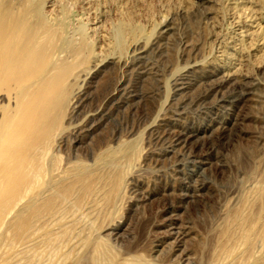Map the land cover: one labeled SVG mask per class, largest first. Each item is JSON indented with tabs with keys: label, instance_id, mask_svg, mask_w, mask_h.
Wrapping results in <instances>:
<instances>
[{
	"label": "rangeland",
	"instance_id": "obj_1",
	"mask_svg": "<svg viewBox=\"0 0 264 264\" xmlns=\"http://www.w3.org/2000/svg\"><path fill=\"white\" fill-rule=\"evenodd\" d=\"M0 1L42 3L61 38L86 41L91 57L81 64L74 55L80 64L48 158L63 169L62 186L93 175L90 193H72L46 216L43 241L33 236L21 251L0 238V264H91L101 243L110 264L175 263L164 236L170 221L187 226L186 246L199 258L210 222L237 219L235 228L244 215L260 223L264 0ZM117 26L123 52L113 47ZM186 133L196 134L192 153L176 141ZM243 198L251 208L234 213Z\"/></svg>",
	"mask_w": 264,
	"mask_h": 264
},
{
	"label": "bare ground",
	"instance_id": "obj_2",
	"mask_svg": "<svg viewBox=\"0 0 264 264\" xmlns=\"http://www.w3.org/2000/svg\"><path fill=\"white\" fill-rule=\"evenodd\" d=\"M7 2L0 1V104L4 103L0 105V238L8 242L9 248L17 246L22 251L33 236L43 241L45 218L53 217L58 204L66 202L74 192H79L78 197L90 193L87 180L93 175L80 176L64 186L59 184L63 169L50 163L48 146L67 102V80L77 65L90 59L91 52L83 38L79 43L61 38L57 23L48 21L42 3L27 2L17 9ZM113 40V47L123 52L122 26L114 29ZM74 55H83L82 62L76 64ZM123 62L119 57L111 63ZM80 104L75 103L73 109L78 112ZM87 123L90 118L84 127ZM63 135L59 132L55 138L60 140ZM195 136L179 134L176 141L192 153ZM114 178L117 190L120 174ZM259 194V224L243 215L244 209L252 206L248 198H243V207L234 212L243 215L237 217L235 228L232 223L237 219L223 225L210 222L207 248L201 250L206 255L199 258L191 255L186 246L192 238L187 226L170 221L164 236L170 239L167 251L176 262L147 264H264V192ZM113 236L118 239L121 234L115 231ZM95 248L91 264L112 262L113 254L107 244H97ZM105 251L109 255L102 257Z\"/></svg>",
	"mask_w": 264,
	"mask_h": 264
}]
</instances>
